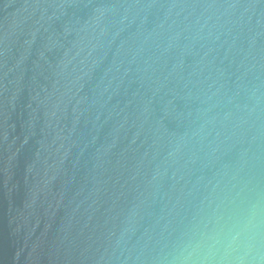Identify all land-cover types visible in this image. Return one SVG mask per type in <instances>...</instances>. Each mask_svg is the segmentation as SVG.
<instances>
[{
	"label": "water",
	"instance_id": "obj_1",
	"mask_svg": "<svg viewBox=\"0 0 264 264\" xmlns=\"http://www.w3.org/2000/svg\"><path fill=\"white\" fill-rule=\"evenodd\" d=\"M0 264H264V0H0Z\"/></svg>",
	"mask_w": 264,
	"mask_h": 264
}]
</instances>
